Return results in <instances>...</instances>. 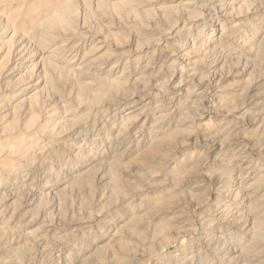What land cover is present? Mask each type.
<instances>
[{"label":"rangeland","instance_id":"rangeland-1","mask_svg":"<svg viewBox=\"0 0 264 264\" xmlns=\"http://www.w3.org/2000/svg\"><path fill=\"white\" fill-rule=\"evenodd\" d=\"M0 264H264V0H0Z\"/></svg>","mask_w":264,"mask_h":264}]
</instances>
